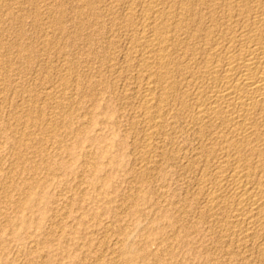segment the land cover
<instances>
[{
	"label": "rangeland",
	"instance_id": "rangeland-1",
	"mask_svg": "<svg viewBox=\"0 0 264 264\" xmlns=\"http://www.w3.org/2000/svg\"><path fill=\"white\" fill-rule=\"evenodd\" d=\"M179 1L158 0L165 32L178 38L169 67L174 88L156 123L143 114L148 85L139 75L140 42L154 19L147 0H0L8 87L0 94V264H264V227L251 237L234 232L229 181L215 195L226 202L210 211L212 184L223 170L230 175L233 157L241 153L251 186L261 189L264 157L226 144L231 134L221 125L194 120L196 85L186 66L201 58L212 27L201 2ZM154 76L159 99L167 84Z\"/></svg>",
	"mask_w": 264,
	"mask_h": 264
},
{
	"label": "bare ground",
	"instance_id": "bare-ground-1",
	"mask_svg": "<svg viewBox=\"0 0 264 264\" xmlns=\"http://www.w3.org/2000/svg\"><path fill=\"white\" fill-rule=\"evenodd\" d=\"M37 1V0H36ZM49 1V0H48ZM84 1V0H83ZM90 1V0H89ZM146 1V0H145ZM160 1V0H159ZM181 1V0H180ZM179 1V2H180ZM183 1V0H182ZM181 1V2H182ZM186 4H191L192 0H185ZM87 2V1H86ZM144 2V1H143ZM150 10H153L154 19L150 24V36H146L147 38L144 42H140L142 44L143 53L140 56L141 59V68L143 70L139 72V75L146 74V80L148 87L146 88L145 98L143 100L145 107L143 114L145 117H151L152 119H156V123L159 122L160 119L165 118L164 111L166 107L167 100H170L169 96L173 90L172 83V74L169 70L170 61H171V49L174 45V41L178 38H174L175 40L172 42L170 36H168L165 32L166 26L163 21H160V11L157 7L158 0H147ZM194 2V1H193ZM208 10L207 19L210 20L211 27L210 32L208 34V42L205 40V44L202 49L199 50L201 52V58L199 59L191 58L190 59V67L186 66L187 74L189 75V79L195 82L194 91L196 95L195 102L196 108L193 115H195L194 120L201 124H219L224 127L227 131H230L231 134L230 139H227L226 144L229 145V142L236 146L237 148H245L246 150L251 151V154L257 155V157H264V0H198ZM6 3V2H5ZM85 3V2H84ZM169 3V2H168ZM173 3V2H172ZM171 3V4H172ZM183 3V2H182ZM181 3V4H182ZM1 4V2H0ZM4 4V3H3ZM147 4V5H148ZM160 4V2H159ZM187 4V5H188ZM5 5V4H4ZM12 5V4H11ZM32 5V4H31ZM134 5V4H133ZM146 5V4H145ZM185 6V4H183ZM182 5V6H183ZM10 6V5H9ZM84 6V5H83ZM161 6V4H160ZM197 6V5H196ZM200 6V4H199ZM7 7V6H5ZM90 7V6H89ZM130 7V6H129ZM188 7V6H187ZM190 7V6H189ZM193 7V4H192ZM191 7V8H192ZM195 7V6H194ZM4 8V7H3ZM84 8V7H83ZM173 8V7H172ZM186 8V7H185ZM199 8V7H198ZM202 8V7H201ZM5 9V8H4ZM7 9V8H6ZM12 9V8H11ZM162 9V8H161ZM174 9V8H173ZM182 9V8H181ZM205 9V11H206ZM48 10V9H47ZM185 10V9H184ZM183 10V11H184ZM193 10V9H191ZM193 12L194 11H191ZM195 10V9H194ZM202 10V9H201ZM200 10V11H201ZM219 11L221 13L219 16L214 15L215 11ZM129 11V9H128ZM134 10H131V12ZM181 11V13L183 12ZM199 11V12H200ZM203 11V10H202ZM127 12V11H126ZM162 12V11H161ZM170 13V10L168 11ZM196 12V11H195ZM198 12V14H199ZM145 15V12H143ZM151 13V12H150ZM165 13V12H164ZM168 13V14H169ZM172 13V12H171ZM189 13V12H187ZM197 13V12H196ZM204 15L203 12H200ZM206 13V12H205ZM147 14V13H146ZM163 14V13H162ZM184 14V13H183ZM186 14V13H185ZM184 14V15H185ZM192 14V13H191ZM190 14V15H191ZM197 14V17H198ZM216 14V13H215ZM218 14V12H217ZM141 15V14H140ZM143 15V18H144ZM148 16L150 14H147ZM152 15V14H151ZM152 15V17H153ZM161 15V14H160ZM182 15V14H181ZM194 15V14H192ZM196 15V14H195ZM39 16V15H38ZM129 16V15H128ZM142 16V15H141ZM139 16V17H141ZM166 16V15H165ZM187 16V15H186ZM184 16V17H186ZM200 16V15H199ZM206 15H204L205 17ZM20 17V16H19ZM132 17V16H131ZM147 17V16H145ZM172 17V16H171ZM166 17L167 22L174 24L173 18ZM177 17V16H176ZM192 17V16H191ZM194 17V16H193ZM196 17V16H195ZM194 17V18H195ZM203 17V16H201ZM62 18V17H61ZM183 18V17H182ZM189 18V17H188ZM188 18L186 20H188ZM200 18V17H199ZM198 18V19H199ZM111 19V18H110ZM145 19V18H144ZM179 19V18H178ZM185 19V18H184ZM197 19V20H198ZM206 19V18H205ZM140 20V19H139ZM150 20V19H149ZM152 20V19H151ZM162 20V19H161ZM165 20V19H163ZM193 20V19H192ZM203 20V19H202ZM26 21V20H25ZM97 21V20H96ZM134 21V20H133ZM142 21V20H141ZM183 19L181 20V22ZM194 21H196L194 19ZM205 21V20H204ZM208 21V20H207ZM207 21L205 23H207ZM1 22V19H0ZM43 22V21H42ZM126 22V21H125ZM147 22V21H146ZM178 22V21H177ZM192 22V21H191ZM144 23V22H143ZM176 23V21H175ZM180 23V22H179ZM184 23V22H183ZM194 23V22H193ZM201 23V22H200ZM209 23V22H208ZM207 23V25H208ZM22 24V23H21ZM133 24V23H132ZM196 25V22L194 23ZM202 24V23H201ZM126 25V24H125ZM178 25V24H177ZM200 25V24H198ZM1 26V25H0ZM142 26V22H141ZM140 26V27H141ZM145 26V23H144ZM148 26V27H149ZM187 26V24H185ZM190 26V25H189ZM188 26V27H189ZM194 26V25H193ZM203 26V25H202ZM210 26V25H209ZM179 27L181 28L182 26ZM178 27V28H179ZM184 27V24H183ZM182 27V28H183ZM195 27V26H194ZM197 27V26H196ZM204 27V26H203ZM200 26V28H203ZM55 28V27H54ZM58 28V27H57ZM143 28V26H142ZM174 28V27H173ZM199 28V27H198ZM207 30L208 27L206 26ZM4 29V28H3ZM141 29V28H140ZM186 29V28H183ZM189 30V28H187ZM186 29V30H187ZM205 29V28H204ZM143 30V29H142ZM181 30V29H180ZM187 30V31H188ZM195 30V29H194ZM206 30V29H205ZM206 30V31H207ZM1 31V30H0ZM58 31V30H57ZM169 31V28H168ZM171 31V30H170ZM173 31V30H172ZM127 32V31H126ZM183 32V31H182ZM191 32V31H190ZM196 32V31H195ZM43 33V32H42ZM181 33V32H180ZM187 34V32H184ZM189 33V32H188ZM193 33V31L191 32ZM200 35V30H199ZM195 35V37L198 35ZM204 33V32H203ZM206 35L208 32H205ZM1 34V32H0ZM5 34V33H4ZM46 34V33H45ZM172 34V33H171ZM175 34V32H174ZM172 34V35H174ZM179 34V31H178ZM190 34V33H189ZM147 35V34H146ZM182 35V33H181ZM184 35V34H183ZM191 35V34H190ZM198 35V36H199ZM4 36V35H3ZM43 36V35H42ZM175 36V35H174ZM179 36V35H178ZM205 36V34H204ZM51 37V36H50ZM145 37V36H144ZM176 37V36H175ZM181 37V36H180ZM184 37V36H183ZM185 37H188L187 35ZM184 37V38H185ZM193 37V36H192ZM193 37V38H195ZM135 38V37H134ZM188 38H191L188 37ZM198 38V37H197ZM200 38V36H199ZM198 38V39H199ZM203 38V36H202ZM206 38V37H205ZM2 39V38H1ZM44 39V38H43ZM46 39V38H45ZM181 39V38H180ZM186 39V38H185ZM188 40V39H187ZM200 40V39H199ZM135 41V40H134ZM181 41H183L181 39ZM185 41V40H184ZM197 41V40H196ZM139 42V41H138ZM177 45H180V41H176ZM189 42V41H188ZM2 43V42H1ZM47 43V42H46ZM133 43V42H132ZM184 43V42H183ZM191 43V42H190ZM189 44V43H188ZM195 44H197L195 42ZM184 45V44H183ZM198 45V44H197ZM200 45V44H199ZM201 45V46H202ZM186 46V45H185ZM196 46V45H195ZM200 46V47H201ZM188 47V46H187ZM20 48V46H19ZM29 48V47H28ZM32 48V47H31ZM134 48V47H133ZM141 48V49H142ZM175 48V45H174ZM180 48V47H179ZM189 48V47H188ZM187 48V49H188ZM190 48L191 44H190ZM195 48V47H194ZM135 49V48H134ZM133 49V50H134ZM181 49V48H180ZM186 49V48H185ZM2 50V49H1ZM27 50V49H26ZM139 50V49H138ZM137 50V51H138ZM178 50V49H176ZM183 50V49H182ZM182 50H178L181 51ZM190 50V49H189ZM189 50H187L189 52ZM24 51V50H23ZM185 51V50H183ZM195 51V50H194ZM22 52V51H21ZM20 52V53H21ZM175 52V51H174ZM191 52V50H190ZM2 53V52H0ZM187 53V52H186ZM196 53V52H195ZM198 53V51H197ZM140 54V53H139ZM178 54V53H176ZM189 54V53H188ZM193 54V53H192ZM173 55V54H172ZM175 55V54H174ZM187 55V54H186ZM200 55V54H198ZM189 56H193L190 55ZM2 57V56H1ZM41 58V57H40ZM175 58V57H174ZM182 58V57H181ZM4 59V58H3ZM27 59V58H26ZM177 59V58H176ZM175 60V59H174ZM182 60V59H181ZM4 61V60H3ZM183 62V61H182ZM174 63V62H173ZM179 63V62H178ZM3 64V62H2ZM188 64V63H187ZM178 65V64H177ZM182 65V64H181ZM174 66V65H173ZM185 67V66H184ZM193 67V68H192ZM176 68L174 67V70ZM2 70V69H1ZM4 70V68H3ZM15 71V69H13ZM154 70V72H153ZM176 71V70H175ZM189 71V72H188ZM2 71H0V94H2L6 88V84L3 82ZM157 75L160 82L167 84V91L161 95L160 98H156V94L153 93V75ZM186 74V75H187ZM66 76V75H65ZM143 76V75H142ZM154 76V77H155ZM180 76V74H179ZM137 77V76H136ZM144 78V76H143ZM156 78V77H155ZM154 78V79H155ZM183 78V77H182ZM187 78V79H188ZM70 79V78H69ZM140 79V78H139ZM6 80V79H5ZM137 80V79H136ZM145 80V79H144ZM158 80V79H157ZM180 80V79H179ZM178 80V81H179ZM184 80V79H183ZM174 81V80H173ZM60 82V81H59ZM69 82V81H68ZM158 82V81H157ZM185 82V81H184ZM70 83V82H69ZM164 83H161L164 84ZM180 83V82H178ZM188 83V82H187ZM165 84V86H166ZM154 85H157L154 83ZM160 85V83H159ZM175 85V84H174ZM191 85V84H190ZM61 86V85H60ZM63 86V85H62ZM139 86V85H138ZM184 86V85H183ZM64 87V86H63ZM163 87V85H162ZM177 87V86H176ZM166 89V87H164ZM189 88V87H188ZM163 89V88H162ZM193 89V88H192ZM9 91V90H8ZM64 91V90H63ZM177 91V90H176ZM180 91V90H179ZM157 92V91H156ZM187 92V91H186ZM7 93V92H5ZM50 93V91H49ZM56 93V92H55ZM60 93V92H59ZM41 94V93H40ZM51 94V93H50ZM172 94V93H171ZM175 94V93H174ZM11 95V94H10ZM66 95V94H65ZM1 96V95H0ZM186 96V93H185ZM189 96V95H188ZM56 97V96H55ZM60 97V96H59ZM159 97V96H157ZM184 97V96H182ZM7 98V97H6ZM46 98V97H45ZM51 98V97H50ZM66 98V97H65ZM75 98V96H74ZM48 99V98H47ZM60 99V98H59ZM64 99V98H63ZM189 100V98H187ZM42 100V99H41ZM46 100V99H45ZM57 100V99H56ZM194 100V99H193ZM4 101V100H3ZM34 101V100H33ZM51 101V100H50ZM60 101V100H59ZM44 102V100H43ZM61 102V101H60ZM169 102V101H168ZM180 102V101H179ZM193 102V101H191ZM63 103V102H62ZM65 103V102H64ZM72 103V102H71ZM166 103V104H165ZM177 103V102H176ZM187 103V102H186ZM142 104V103H141ZM171 104V103H170ZM185 104V103H184ZM168 105V104H167ZM175 105V104H174ZM189 105V104H188ZM35 106V105H34ZM49 107V106H48ZM185 107V106H183ZM192 107V106H191ZM195 107V106H194ZM36 108V107H35ZM172 108V107H169ZM175 108V106H174ZM1 109V108H0ZM140 109V108H139ZM186 109V108H185ZM59 110V109H58ZM70 110V109H69ZM22 111V110H21ZM154 111V113H153ZM187 111V110H186ZM190 111V110H189ZM174 112V111H172ZM183 112V111H182ZM53 113V112H52ZM56 113V112H55ZM58 113V112H57ZM63 113V112H62ZM136 113V112H135ZM168 114V111L166 112ZM188 113V112H187ZM184 114V113H183ZM52 115V114H51ZM61 115V114H60ZM66 115V114H65ZM144 115H141L144 117ZM172 115V114H171ZM162 116H164L162 118ZM55 117V116H54ZM62 117V116H61ZM171 117V116H170ZM177 117V116H176ZM192 117V116H191ZM53 118V117H52ZM193 118V117H192ZM29 119V118H28ZM35 119V118H34ZM60 119V118H59ZM142 119V118H141ZM144 119V118H143ZM142 119V120H143ZM148 119V118H147ZM152 119H150L152 121ZM175 119V118H174ZM179 119V118H178ZM191 119V118H190ZM65 120V119H64ZM149 120V119H148ZM147 120V121H148ZM149 120V123H150ZM193 120V119H192ZM191 120V121H192ZM193 120V121H194ZM26 121V120H25ZM49 121V120H48ZM146 121V122H147ZM155 121V120H154ZM58 122V121H57ZM63 122V121H62ZM153 122V121H152ZM164 122V121H163ZM53 123V122H52ZM91 122H89L90 124ZM140 123V122H139ZM156 123L154 125H156ZM194 123V122H193ZM27 124V123H26ZM43 124V123H42ZM54 124V123H53ZM147 124V123H146ZM153 124V123H152ZM191 124V123H190ZM197 124V123H194ZM48 125V124H47ZM51 125V124H50ZM61 125V124H60ZM59 125V126H60ZM151 125V124H150ZM149 125V127H150ZM31 126V125H30ZM34 126V125H33ZM56 126V125H55ZM62 126V125H61ZM65 126V125H64ZM200 126V124H199ZM204 126V125H203ZM201 126V127H203ZM214 126V125H213ZM24 127V125H23ZM46 127V126H45ZM154 128V126H152ZM159 127V126H158ZM167 127V126H166ZM205 127V126H204ZM211 127V126H210ZM220 127V126H219ZM52 128V127H51ZM59 128V127H58ZM151 128V127H150ZM148 128V129H150ZM151 128V129H153ZM157 128V127H156ZM197 128V127H195ZM200 128V127H199ZM214 128V127H213ZM70 129V128H69ZM150 129V130H151ZM161 129V128H159ZM220 131V134L225 132ZM11 130V129H10ZM32 130V129H31ZM221 130V129H220ZM57 131V129L55 130ZM152 131V130H151ZM156 131V129H155ZM23 132V131H22ZM32 132V131H31ZM49 132V131H47ZM76 132V131H75ZM148 132V131H146ZM154 132V131H153ZM196 132V131H195ZM34 133V132H33ZM54 133V130H53ZM57 133V132H56ZM55 133V134H56ZM77 133V132H76ZM150 133V132H149ZM152 133V132H151ZM215 133V132H214ZM228 133L226 135H228ZM36 134V133H35ZM47 134V133H46ZM34 135V134H33ZM41 135V134H40ZM146 135V134H145ZM150 135V134H149ZM153 136V134H151ZM150 135V136H151ZM222 135V134H221ZM148 136V135H147ZM199 136V135H198ZM215 136V135H214ZM220 137V136H219ZM224 137V135L222 136ZM20 138V137H19ZM212 138V137H211ZM147 139V138H146ZM214 139V138H213ZM1 140V139H0ZM101 140V139H100ZM157 140V138H156ZM17 141V140H16ZM146 141V140H145ZM149 141V140H148ZM151 141V140H150ZM147 142V141H146ZM152 142V141H151ZM155 142V141H154ZM159 142V141H158ZM221 142V141H220ZM219 142V143H220ZM17 144V143H16ZM34 144V143H33ZM38 144V143H37ZM151 144V143H150ZM149 144V145H150ZM152 145V144H151ZM159 145V144H158ZM227 145V147H228ZM17 146V145H16ZM145 146V145H144ZM143 146V147H144ZM230 146V145H229ZM153 147V146H152ZM16 148V147H15ZM31 148V147H30ZM43 148V147H42ZM151 148V147H150ZM157 148V147H156ZM214 148V147H213ZM219 148V147H217ZM226 149V147H224ZM224 148H221V151H225ZM234 148V147H233ZM237 148H235L237 150ZM33 149V147H32ZM216 149V148H215ZM229 149V148H228ZM232 149V147H231ZM230 149V150H231ZM15 150V149H14ZM26 150V148H25ZM150 150V149H149ZM155 150V149H154ZM207 150V149H206ZM211 150V149H210ZM214 150V149H213ZM227 150V149H226ZM234 150V149H233ZM239 150V149H238ZM20 151V150H18ZM24 151V150H23ZM209 151V150H208ZM220 151V152H221ZM229 151V150H228ZM242 150H240L241 152ZM245 152V150L243 149ZM15 152V151H14ZM21 152V151H20ZM37 152V150H36ZM35 152V153H36ZM46 152V150H45ZM158 152V151H157ZM218 152V154L220 153ZM222 152V153H223ZM227 152V151H226ZM239 153V151H237ZM236 152V153H237ZM248 152V151H246ZM19 153V152H18ZM27 153V152H26ZM34 153V154H35ZM209 153V152H207ZM206 153V154H207ZM230 153V151H229ZM28 154V153H27ZM41 154V153H40ZM58 154V153H57ZM150 154V153H149ZM217 154V155H218ZM221 154V153H220ZM224 154V155H223ZM221 157L228 158L225 153H223ZM241 154V153H239ZM239 154L235 155L236 159L233 157L235 161V165L233 163V169L228 170L229 174H225L227 177H223L221 173L227 170H223L220 172V176L218 177V181H216V185L212 184V194L213 196L209 198L208 204L210 206V211L214 212L218 208L220 209L224 202L220 201L219 197L215 196L218 192L217 189H220L223 181H229L230 185V194L227 198L232 200V205H229L231 209L230 219L233 220V224L235 226V233L247 235V237H251L255 235V229L258 227H264V191L261 184H255L251 186V183L248 180L249 174L247 173L248 169L245 165H242L241 160L239 159ZM208 155V154H207ZM206 155V156H207ZM213 155V154H212ZM234 155V153H233ZM233 155H230L231 157ZM244 156V153L242 154ZM246 155V154H245ZM205 156V157H206ZM161 157V156H160ZM209 157V155H208ZM256 157V156H255ZM256 157V158H257ZM20 158V157H19ZM241 158V157H240ZM244 158V157H243ZM253 159V157H251ZM24 159V156H23ZM220 159V158H219ZM232 159V158H230ZM242 159V158H241ZM248 159V158H247ZM250 159V157H249ZM259 159V158H258ZM16 160V159H15ZM46 160V159H45ZM206 160V159H205ZM224 160V159H223ZM226 160V159H225ZM229 160V158L227 159ZM19 161V160H18ZM17 161V164H18ZM33 161V160H32ZM43 161V160H42ZM207 161V160H206ZM221 161V160H219ZM218 161V163H219ZM246 161V158H245ZM250 160H247V162ZM252 161V160H251ZM260 161V160H259ZM53 162V161H52ZM88 162V161H87ZM213 162V161H212ZM227 162V161H226ZM230 162V160H229ZM248 162V163H249ZM255 162V161H254ZM264 162V161H263ZM46 163V162H45ZM85 163V162H84ZM216 163V162H215ZM214 163V164H215ZM241 163V164H240ZM247 163V165H248ZM252 163V162H251ZM249 163V164H251ZM262 163V162H261ZM21 164V163H20ZM39 164V163H38ZM213 164V163H212ZM220 164H222L220 162ZM3 165V164H2ZM144 165V164H143ZM246 165V166H247ZM258 165H260L258 163ZM96 167V165H94ZM231 166V167H232ZM254 166V165H250ZM94 167V168H95ZM220 167V166H219ZM222 167V166H221ZM220 167V168H221ZM230 167V168H231ZM48 168V167H47ZM226 168V167H224ZM228 168V169H230ZM252 168V167H251ZM259 168V167H258ZM264 168V167H263ZM262 168V169H263ZM217 169V168H216ZM257 169V168H256ZM4 170V169H3ZM17 170V169H16ZM27 170V169H26ZM222 170V168H221ZM258 170V169H257ZM2 171V170H1ZM219 171V168H218ZM249 171V170H248ZM252 171V170H251ZM214 172V171H213ZM11 173V172H10ZM15 173V172H14ZM89 173V172H88ZM251 173V172H250ZM262 173V172H261ZM13 174V173H12ZM218 174V173H217ZM216 174V176H217ZM257 174V173H255ZM254 174V175H255ZM11 175V174H10ZM41 175V174H40ZM17 176V175H16ZM36 176V175H35ZM252 176V175H251ZM11 177V176H9ZM34 178V177H33ZM217 178V177H216ZM263 178V177H261ZM1 179V178H0ZM11 179V178H10ZM108 179V178H107ZM145 179V178H144ZM250 179V178H249ZM259 179V178H258ZM105 180V179H104ZM216 180V179H215ZM253 180V179H252ZM35 181V180H34ZM42 181V180H41ZM144 181V180H143ZM36 184V183H34ZM9 186V185H8ZM204 186V185H203ZM207 186V185H206ZM209 186V185H208ZM225 186V185H224ZM227 186V187H228ZM222 187V186H221ZM3 188V187H2ZM1 188V189H2ZM9 188V187H8ZM11 188V187H10ZM208 188V187H207ZM26 190V189H25ZM42 190V189H41ZM228 190V189H227ZM4 191V190H3ZM14 191V190H13ZM208 191H210L208 189ZM217 191V192H216ZM221 193V192H220ZM9 194V193H8ZM20 194V193H19ZM24 194V193H23ZM219 194V193H218ZM11 196V195H10ZM9 197V196H8ZM207 197V196H206ZM223 197V196H222ZM4 199V198H2ZM228 199V203L229 202ZM11 201V200H10ZM206 201V200H205ZM207 202V201H206ZM4 203V202H3ZM226 205V204H225ZM226 207V209H227ZM63 208V206H62ZM223 210V209H222ZM228 213V210H226ZM218 212V211H217ZM210 217V216H209ZM232 224V225H233ZM262 227V228H263ZM264 230V229H263ZM258 233V232H257ZM262 235V234H261ZM254 237V236H253ZM234 238V237H233ZM259 242V241H258ZM120 254V253H119ZM137 254V253H136ZM148 255V254H147ZM136 257V255H135ZM138 258V256H137ZM159 262V261H158Z\"/></svg>",
	"mask_w": 264,
	"mask_h": 264
}]
</instances>
